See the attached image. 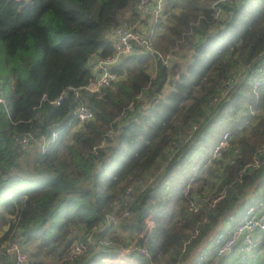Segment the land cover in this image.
<instances>
[{"label": "trees", "instance_id": "trees-1", "mask_svg": "<svg viewBox=\"0 0 264 264\" xmlns=\"http://www.w3.org/2000/svg\"><path fill=\"white\" fill-rule=\"evenodd\" d=\"M213 1L167 0L151 25L155 47L175 52L172 62L164 64L134 43L111 66L116 80L97 92L81 84L95 75L93 58L113 52L111 28L142 18L137 0H0V87L8 108H0V249L20 233L36 241L32 253L39 264H132L99 256L142 227L154 195L150 255L140 253L141 264H176L252 194L264 176V162L250 164L264 143V72L256 68L264 55V0L221 2L217 17ZM250 65L228 99L209 102L232 71ZM255 76L262 77L258 95L251 82ZM61 91L60 102H53ZM249 99L254 107L240 113ZM79 100L94 115L78 122L73 110ZM205 120L195 145L200 155L211 152L227 126L232 146L214 156L207 174L186 191L191 163L177 164L187 146L170 155V140ZM54 129L55 138L43 148L37 137ZM27 131L33 147L22 153L15 135ZM159 167L157 179L169 177L156 194L157 185L148 184L130 198L122 195L128 183ZM218 191L223 193L211 202ZM193 192L203 199L190 209ZM109 212L114 218H107ZM72 227L108 235L117 244L68 258ZM0 259L6 260L1 251Z\"/></svg>", "mask_w": 264, "mask_h": 264}, {"label": "built area", "instance_id": "built-area-1", "mask_svg": "<svg viewBox=\"0 0 264 264\" xmlns=\"http://www.w3.org/2000/svg\"><path fill=\"white\" fill-rule=\"evenodd\" d=\"M167 0H137V7L143 12L150 11L152 9L153 13V23L155 19L163 13L164 5ZM228 0H214V15L217 17L222 11L221 2ZM112 29V45L113 52L105 55H97L93 59V68L95 70V75L89 78L88 81L82 83V86L88 87L94 91H100L101 85L112 84L113 81L118 77L117 70H114L111 66L116 62L123 54L129 52L134 43H139L144 47L148 48L151 53H154L155 57H160L164 64H170L175 58V52L169 50L167 52H162L154 45V39L152 35V25H150L149 30H141L135 25H129L125 22L116 24ZM252 68L250 65L248 68L243 66L237 70L232 71L225 79L224 89L215 94L209 102L213 100L214 102L228 99L232 92L236 90L240 82L244 80ZM257 70L264 72V55L261 60L258 61ZM250 69V70H249ZM253 69V68H252ZM248 72V73H247ZM262 77L255 76L252 78V88L256 90V95H258L259 85L261 83ZM80 86V85H79ZM79 86L74 87L77 93H79ZM65 91H61L59 95L52 99L53 102L59 103L60 99L64 96ZM218 105L212 110L211 116L217 112ZM254 107V101H247L240 109V113H247ZM0 108H7V95L5 90L0 87ZM74 115L77 121L84 120L86 118L92 117L94 111L87 103L82 100L74 107ZM207 120L201 125L198 122H193L191 129L188 133L186 131H180L178 137L170 140L169 150L170 155L173 154L183 143H186V149L180 157V161L177 166L184 161V159L189 160L191 163V173L189 179L185 182V190L187 191L193 184V180L200 175L207 174V165L213 159L214 156L219 155L222 150L232 146V140H230L229 126L223 128L219 137L214 141L211 152L208 155H200L199 151L195 150V145L200 140L201 131L206 124ZM115 128H109L110 134L114 132ZM57 131L54 129L51 135H42L37 137V141L45 147V144L54 139ZM31 133L24 132L23 134H16L15 140L20 145V151H29L32 149L33 145L31 143ZM105 140L99 142V145L103 144ZM94 146L95 151H98V146ZM250 164L254 167L259 166L264 162V143L258 147V153H255L252 157ZM159 167L157 171L151 173L147 178H138L135 181L128 183L122 193L125 198H130L132 193L138 192L141 188L148 184L157 185L154 194L161 189L162 185L167 181L169 175L163 178V181H159L157 178L159 176ZM162 171V170H161ZM153 181V182H152ZM195 191V190H194ZM205 190L202 189V193ZM200 192H193L191 199L193 200L189 205L190 209L198 208L203 197ZM223 191H218L209 198L211 202H214L217 198L221 196ZM153 201V206L145 211L141 218L143 220L142 227L135 233H132L130 238L126 243L117 246L116 250L105 251L100 254L101 261L106 262H129L132 264H141L140 253L147 256L150 255V245L149 236L154 228V218L153 214L158 205V198L156 199L154 195L150 197ZM129 208L125 207L124 212L129 213ZM107 218H114V213H107ZM72 232H74V237L72 238L68 248L64 252V256L75 259L84 253H92L102 246H111L117 244L114 238L108 235H96L89 228H78L72 227ZM198 232V227L191 233L192 236H196ZM84 237L82 238V236ZM212 239L204 243L195 252L194 257L191 259L189 264H205L211 258L222 255L237 254L238 258L244 261V264H264V260L260 259L257 255L259 253L264 255V176L262 181L259 183L256 189L250 194V196L237 204L235 208L227 214L221 227H218ZM191 236V237H192ZM185 240L190 241V238ZM29 238H24L20 233H16L12 237L8 238L1 246L0 251L6 260L2 261L0 259V264H39L35 261L34 254L32 253V244ZM184 249V247L182 248ZM57 259V255H48V258ZM154 264H166L164 261H153ZM176 264H180V259H178Z\"/></svg>", "mask_w": 264, "mask_h": 264}, {"label": "crops", "instance_id": "crops-1", "mask_svg": "<svg viewBox=\"0 0 264 264\" xmlns=\"http://www.w3.org/2000/svg\"><path fill=\"white\" fill-rule=\"evenodd\" d=\"M153 21V13H152V9L150 11H146L144 13H142V18L136 20L134 22V25L136 26L139 25L141 28H143L144 30H149L150 29V25ZM138 28V27H137ZM140 29V28H139ZM141 29V30H143ZM224 219H222V222H220V225L214 226L212 228H210V230H208V232L205 234L206 236L204 237V239H201L198 243L196 242V244L190 249V254L192 255V253H194L195 250H197V248H199L201 245H203V243L208 242L210 239H212V237L214 236L213 234L215 233V231L217 230L218 227H221L223 224ZM32 247L34 248L36 241H32L31 242ZM189 254H187L185 257L180 258V264H187L188 262V257ZM237 254H229V255H222V256H216L214 258H211L208 264H240V260ZM260 259L264 260V255L259 253L257 255ZM244 264V261H242Z\"/></svg>", "mask_w": 264, "mask_h": 264}, {"label": "rangeland", "instance_id": "rangeland-1", "mask_svg": "<svg viewBox=\"0 0 264 264\" xmlns=\"http://www.w3.org/2000/svg\"><path fill=\"white\" fill-rule=\"evenodd\" d=\"M136 26L138 27V28H140V29H143V28H141L139 25H137L136 24ZM144 30V29H143ZM4 45V42H3V40H1V38H0V49L2 48V46ZM94 59V58H93ZM23 74L24 75H27L28 74V70H25V71H23ZM153 182V181H152ZM212 227H214V226H212ZM211 227V228H212ZM210 230V229H209ZM200 241V240H199ZM199 241H197V243L199 242ZM189 254V256L191 255L190 254V252L188 253ZM189 256L187 257V258H189Z\"/></svg>", "mask_w": 264, "mask_h": 264}, {"label": "water", "instance_id": "water-1", "mask_svg": "<svg viewBox=\"0 0 264 264\" xmlns=\"http://www.w3.org/2000/svg\"><path fill=\"white\" fill-rule=\"evenodd\" d=\"M203 244H204V243H203ZM201 246H202V245H201ZM201 246H200V247H201ZM200 247H199V248H200ZM199 248H197V249H199ZM196 251H197V250H195L194 253H192V255L189 256L187 264H189V262L191 261V259L194 257Z\"/></svg>", "mask_w": 264, "mask_h": 264}, {"label": "clouds", "instance_id": "clouds-1", "mask_svg": "<svg viewBox=\"0 0 264 264\" xmlns=\"http://www.w3.org/2000/svg\"><path fill=\"white\" fill-rule=\"evenodd\" d=\"M46 146V145H45ZM110 251V250H109ZM120 263V262H119Z\"/></svg>", "mask_w": 264, "mask_h": 264}]
</instances>
